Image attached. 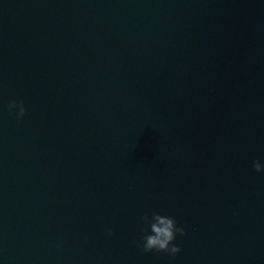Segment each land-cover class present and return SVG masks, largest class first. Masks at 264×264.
Returning a JSON list of instances; mask_svg holds the SVG:
<instances>
[{"label":"water","instance_id":"1","mask_svg":"<svg viewBox=\"0 0 264 264\" xmlns=\"http://www.w3.org/2000/svg\"><path fill=\"white\" fill-rule=\"evenodd\" d=\"M257 158L264 0H0V264H264Z\"/></svg>","mask_w":264,"mask_h":264},{"label":"clouds","instance_id":"2","mask_svg":"<svg viewBox=\"0 0 264 264\" xmlns=\"http://www.w3.org/2000/svg\"><path fill=\"white\" fill-rule=\"evenodd\" d=\"M7 109L9 113H15L18 121L24 117L26 111L24 102L15 99L8 102ZM252 167L257 172L264 170V158L254 159ZM184 230V226L168 212L153 211L150 215L145 213L140 217V236L136 245L145 252L165 250L168 253H174L180 247L174 242V237L177 233H183ZM107 234L111 236L112 230L108 229ZM57 246L59 247L60 244L58 243Z\"/></svg>","mask_w":264,"mask_h":264}]
</instances>
